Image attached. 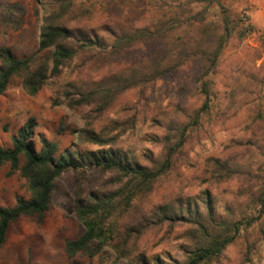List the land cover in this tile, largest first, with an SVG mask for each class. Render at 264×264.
Here are the masks:
<instances>
[{
    "label": "trees",
    "instance_id": "obj_1",
    "mask_svg": "<svg viewBox=\"0 0 264 264\" xmlns=\"http://www.w3.org/2000/svg\"><path fill=\"white\" fill-rule=\"evenodd\" d=\"M175 2L154 6L161 16L142 26L124 27L108 16L95 17L97 0H40L44 18L38 50L22 58L11 47L0 45V98L15 79L36 96L81 61L76 71L80 83L70 84L64 103L73 110L92 109L96 117L88 116L80 130L62 123L58 133L70 130L78 145L99 148H62L36 134L35 118L13 137L12 147H0V170L8 166L9 175L20 172L30 193L28 199L17 197L13 206H0V249L7 243L10 226L20 218L36 216L42 222L55 182L71 171L83 176L94 171L114 174L116 188L78 200L77 217L86 230L65 242L69 259L82 255L104 264L105 251L112 250L116 258L111 264H221L230 246L264 223V107L251 101L264 80L248 77L240 59L227 68L224 61L230 42L243 43L249 27L223 0ZM26 17L23 4L0 0V30L21 31ZM133 53H139L133 62H123ZM179 73L184 81L172 114L154 120L163 132L161 138H154L159 156L148 155L143 162L130 158L118 143L137 125L140 106L148 100L146 91ZM133 91L141 96L133 107L128 105L134 113L129 123L115 121L97 131L96 119ZM220 96L225 106L218 112L219 124L246 114L239 123L244 137L232 140L221 157L210 158L206 165L211 169L210 181L220 179L236 187L231 204L218 214L205 192L195 202L178 198L143 208L157 184L177 169L179 155L194 140L200 142L204 120L210 118L211 125L213 111L222 103ZM116 130L120 132L115 135ZM163 231L180 240V258L171 253L149 259L147 247Z\"/></svg>",
    "mask_w": 264,
    "mask_h": 264
},
{
    "label": "rangeland",
    "instance_id": "obj_2",
    "mask_svg": "<svg viewBox=\"0 0 264 264\" xmlns=\"http://www.w3.org/2000/svg\"><path fill=\"white\" fill-rule=\"evenodd\" d=\"M9 1L26 7V25L21 31L0 30V45L11 47L19 57H27L38 50L44 11L40 0ZM175 1L97 0L95 17L108 16L124 27L142 26L153 17L161 16L162 12L157 11L154 6L162 3L175 4ZM223 3L231 7L244 25L249 27L248 37L243 43L232 40L228 45L224 55L226 68L240 59L248 77L264 80V25L258 23L264 21V0H223ZM135 55L138 56L139 53L126 57L123 62H133ZM80 64L81 61L76 60L70 68L65 69L59 80L45 87L36 96L29 95L23 89L21 79L12 82L0 98V147H12L13 137L30 118H35L38 124L36 134L59 142L62 148L99 150L92 145H78L77 137L70 130L58 133L62 123L80 130L86 126L88 116L96 117L91 113L92 109L73 110L64 103L70 84L80 83L76 72ZM183 81L184 76L179 73L146 91L148 100L140 106L141 115L137 118V125L119 139L118 147L123 153L138 162L146 160L148 155L159 156L160 148L155 144L154 138H161L163 132L154 120H158L161 115L172 114L171 107L178 100V90ZM140 96L139 91H133L123 97L110 111L96 119V130L101 131L115 121L126 126L129 123L127 120L134 114L128 109V105L133 107ZM220 100L222 103L213 111L211 125L208 123L210 118L204 120L200 142L194 140L191 148L179 155L177 169L157 184L155 191L144 200L143 208L152 209L178 198L195 202L205 192H209L213 198L218 214L231 204L236 187L221 183L220 179H217V183L210 181L211 169L206 168V165L210 158L221 157L232 140L244 137L243 125L240 127L239 123L245 120L246 114L243 112L236 119L219 124L217 115L222 110L221 106H225L224 96H220ZM252 100L264 107V84L256 88ZM167 118L170 119V116L167 115ZM119 132L120 130H116L114 134ZM23 163L24 158L21 161L22 165ZM9 172L8 166L0 170V206H13L17 197H30L27 182L20 172L12 175ZM114 178V174L99 171L86 176L73 171L62 175L55 182L50 209L41 223L36 216L22 217L10 226L7 243L0 249V264H102L98 258L89 259L82 255L69 259L65 253V242L80 237L86 230L77 217L78 200L87 199L92 192L114 190ZM148 238L153 240L154 235ZM177 240L179 239L175 240V237L169 238L167 232L163 231L147 247L149 259L171 253L180 258L177 250L180 240ZM103 258L104 264H111L116 254L107 250ZM221 264H264V223L244 233L230 246L225 251Z\"/></svg>",
    "mask_w": 264,
    "mask_h": 264
},
{
    "label": "crops",
    "instance_id": "obj_3",
    "mask_svg": "<svg viewBox=\"0 0 264 264\" xmlns=\"http://www.w3.org/2000/svg\"><path fill=\"white\" fill-rule=\"evenodd\" d=\"M259 23V25H264V21H262V22H258Z\"/></svg>",
    "mask_w": 264,
    "mask_h": 264
}]
</instances>
